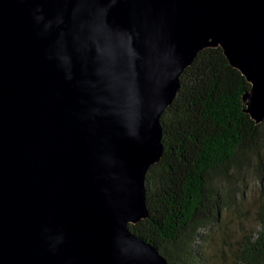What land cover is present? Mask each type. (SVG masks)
Listing matches in <instances>:
<instances>
[{"label":"water","instance_id":"water-1","mask_svg":"<svg viewBox=\"0 0 264 264\" xmlns=\"http://www.w3.org/2000/svg\"><path fill=\"white\" fill-rule=\"evenodd\" d=\"M222 46L264 119V0H0V264H169L148 216L161 115Z\"/></svg>","mask_w":264,"mask_h":264},{"label":"trees","instance_id":"trees-1","mask_svg":"<svg viewBox=\"0 0 264 264\" xmlns=\"http://www.w3.org/2000/svg\"><path fill=\"white\" fill-rule=\"evenodd\" d=\"M180 81L161 115L164 152L146 174L149 214L129 226L169 264H208L202 230L219 219L234 174L264 162V119L247 111L252 83L220 45L199 51ZM260 224L241 240L240 264H264V215Z\"/></svg>","mask_w":264,"mask_h":264},{"label":"rangeland","instance_id":"rangeland-1","mask_svg":"<svg viewBox=\"0 0 264 264\" xmlns=\"http://www.w3.org/2000/svg\"><path fill=\"white\" fill-rule=\"evenodd\" d=\"M264 155V150L261 152ZM238 171L224 186L219 219L202 230L200 249L208 264H240L236 253L244 236L261 228L264 215V162ZM239 190V194L236 191ZM205 257V256H204Z\"/></svg>","mask_w":264,"mask_h":264}]
</instances>
